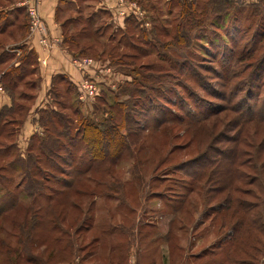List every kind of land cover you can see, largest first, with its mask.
<instances>
[{
    "label": "rangeland",
    "instance_id": "374dc122",
    "mask_svg": "<svg viewBox=\"0 0 264 264\" xmlns=\"http://www.w3.org/2000/svg\"><path fill=\"white\" fill-rule=\"evenodd\" d=\"M22 1L0 0V25L4 18L19 17L14 26L7 27L12 29L13 37L6 33L0 38V53L6 51L8 56L7 61L0 62V76L19 64L26 51L25 40L32 26L28 9L16 6L15 2ZM108 1L116 7L112 10L114 14L99 6V0H63L56 10L59 23L66 17H81L75 25L69 21L61 27L62 33L83 28L90 35L77 39L85 47L83 53L73 57L89 58L102 69L104 78L98 84L95 82L94 97L84 95L80 86L83 79L76 84L61 80V75L57 82L54 78L52 83L44 80L37 55L36 72L31 71L30 64L19 70L24 77L17 79L10 90L4 83L16 74L0 77V102H3L0 106H7L8 113H15L17 106L23 108L18 131L14 136H6L12 129L8 125L0 135V143L15 142L16 152L22 155L30 136L43 131L37 122L39 108L49 107L67 116L71 133L75 132L78 120L100 123L101 119L111 117L118 123L124 122L121 132L127 136L129 146L111 164L100 167L101 171L108 170L107 175L95 171L94 175L100 173L98 180L91 179L83 185L88 191L80 197L79 210L80 218L86 219L78 233L69 229L70 248L58 251V254L69 252V258L63 255L59 259L55 255L44 264H264V232H260L264 230V174L257 177L254 187V162L264 163V144L259 146L264 126L254 148V112L264 113V69L254 64L264 54V0L259 4H254L257 0H215L229 3L220 14L200 9L209 0H196L194 15L201 14L192 19L201 22L191 31V37L207 50L195 44L165 47L169 38L164 37V29L174 31L179 21L178 11L168 0ZM107 10L109 14L103 12ZM92 13L99 17L90 22ZM127 13L137 23L134 29L125 28ZM216 15H222L216 22L223 29L210 26ZM21 21L28 22L22 39L24 30L16 28ZM211 31L217 35H211ZM205 37L219 40L213 39L214 44L208 45ZM252 49L258 59L245 57L236 61L239 54ZM156 50L187 53L194 65L197 60L211 69H200L204 79L198 80L197 85L161 60ZM148 69L153 71L152 76L145 78ZM186 85H189L187 92ZM178 95L183 97L182 103L164 100L173 102ZM164 103L171 111L180 113V117L172 114L175 122L160 129H140L146 122H152L154 110H148L151 106L146 105L155 108L154 105ZM122 106L127 115L124 119L115 115ZM237 109L241 112H236ZM204 112L211 114L207 120L189 122ZM181 118L184 123H179ZM255 119H259L258 115ZM172 146L174 150L168 160L158 164L159 157ZM10 159L12 156L5 161ZM201 160L206 165L193 178L192 170ZM232 161L234 165L229 164ZM69 164H62L61 169H69ZM238 177L241 182H235ZM222 180L234 181L240 192H219ZM226 197L233 204L224 211L228 202L221 204V201ZM233 211L236 215L232 217ZM12 215H20V210L10 212L9 217ZM236 219L243 220L244 226L233 225ZM5 227L9 232L10 225L6 223ZM2 235L5 237V233ZM0 261L7 264L4 255H0Z\"/></svg>",
    "mask_w": 264,
    "mask_h": 264
},
{
    "label": "trees",
    "instance_id": "16d2710c",
    "mask_svg": "<svg viewBox=\"0 0 264 264\" xmlns=\"http://www.w3.org/2000/svg\"><path fill=\"white\" fill-rule=\"evenodd\" d=\"M260 1L261 0H257L254 4H259L261 3ZM62 2L63 0H61V3ZM168 2L178 11L179 21L175 23L174 31L164 29V37L169 38L168 42L165 43V47L170 46L171 48H179L183 46L188 47L189 45L193 47L195 44L207 50L205 47L201 46L200 43L193 42L194 39L191 37V31L193 29L195 31L196 27L201 22L199 19H192V17L195 16L194 10L197 4L196 0H168ZM226 4L229 3L226 1H222L221 3L215 0H209L202 4L200 9L206 12L209 10L219 13L223 10L222 8L229 6ZM232 11L234 12V10ZM103 12L109 14L108 10ZM196 14L195 17L199 18L201 13ZM78 16L66 17L65 20L60 22L61 27L63 28L69 21H71L72 25H75L77 22L81 21L80 15ZM220 16L222 15L213 17L209 22L210 26L218 28L219 25L216 21ZM90 17L91 18H88V20L92 22L94 18L97 20L99 15L92 13ZM18 19V16H14L13 19H2V24L0 25V38L6 33L8 36L13 37L12 29L8 30L7 27L14 26ZM125 20L126 30L128 28L130 29L131 26L134 29V25L137 24L136 21L130 16H127ZM156 26H154V29ZM16 28L18 30H24V32L21 33L22 39L27 33L28 22L21 21L17 24ZM220 29H223V27ZM74 31L68 34L63 32L62 41L67 50H70L72 56L76 57V55L83 53L85 47V43L81 44L77 39H80L81 35L83 37L90 35L84 32L83 28H80V30L74 29ZM96 31L95 33H97ZM82 32L84 34H81ZM140 33L144 35L145 32L140 30ZM211 33L210 34L213 36L217 35L213 31H211ZM255 34L256 33H254V35ZM217 37H210L209 39L205 37L204 39L208 45L209 43L211 45L214 44L213 39L219 40ZM262 37L263 33L259 36V40H261ZM202 39L201 37L200 40ZM94 41H96V39ZM221 42L223 44L224 40H221ZM96 43H98V41H96ZM91 44H95V42L91 41ZM160 44L163 45L162 43ZM23 47L26 46L24 45ZM78 47L79 51H76ZM88 47L90 48L92 45H88ZM253 49L256 50V48ZM253 49L246 54H239L236 61H241L245 57L254 58V60L258 59V55L255 54L256 52L254 53ZM25 50L24 57L19 60V64H14L13 67L6 69L0 76L2 78L11 76V74H16L15 77H11L4 83L9 90L15 87L17 79L24 77L21 71L28 67L29 64L32 66L31 71L33 73L36 72V54L32 49L27 47ZM5 52L6 51H2L0 53V62L7 61L8 56L6 57L7 53ZM156 54H158L161 60L171 64L175 67L177 72L197 85L200 84L198 80L202 79L204 75L200 69L206 70V68H210L204 63H197V60H195L194 65L190 61L191 55L182 53L178 50L171 51L170 54L156 50ZM3 55H5L4 58ZM28 57L30 58L28 59ZM195 57L203 58V55H195ZM154 64L149 63L148 65L153 66ZM254 64L255 67L262 66L264 69V54ZM19 70L21 71L19 72ZM152 72L151 69H148L143 77H151ZM218 73L220 72L218 71ZM220 74L223 73L221 72ZM225 75L227 74L225 73ZM225 75H223V77H226ZM58 77L59 76L54 79L56 82L59 80ZM60 78L61 80H67L62 75ZM188 88L189 85L184 87L185 92L189 91ZM67 90L69 91V87L66 91ZM178 96V100L173 102L165 98L164 100H166V103L171 104L177 103L178 101L182 103L183 97H180V95ZM254 99L257 100V97H254ZM166 103L161 106L160 104L154 105L155 108L147 104L146 107L151 106L148 110H154L151 116L152 122H146V124L142 125L143 127L140 126V129L146 128L155 130L160 129L167 123L175 122V117L173 115L180 117V113L171 111L170 107H166ZM6 107L7 106H0V135L9 125L12 129L5 134L9 137L14 136L15 132L18 131L17 129L22 122L20 113L23 108L17 106L15 109L12 105L11 107L14 108L15 113H8L9 108ZM121 108L117 110L115 115L118 117L122 115V119L127 118L123 106ZM236 112L241 111L237 109ZM209 113L210 112L200 113L194 116V119L189 120V122L191 121L192 124L201 123L209 118L211 115ZM257 115L259 119H255ZM4 118H8V120ZM69 121L67 116H64L56 109H51L49 107L39 108L37 122L43 128V131L42 133H33L30 136L29 143L23 155L16 152L15 142L8 141L5 145L0 143V161L3 162L0 163V255L2 257L3 255L5 256L7 264H44L46 259L48 260L51 257H55V255L59 259L64 257L63 255L68 257L69 252L58 254V251L63 252L66 248H70L69 229L74 228V232L78 233V231L81 230V224L84 223L86 219L80 218L81 212L79 210L80 197L83 195L82 193L87 194L88 191L83 189V185H87V182L91 179L98 180L100 173L107 175L109 173L108 170L104 169L101 171L100 167L105 165V163L111 164V160L120 156L124 149H127L129 146L127 136L121 132V129L124 127V122L122 120L121 123L113 120V118L111 119V117L109 119H101V121H99L100 123L78 120V126L75 127L76 130L74 133L70 131L71 124ZM181 122L184 123L183 118L180 119L179 123ZM261 126H264V113L260 114L259 112H254V148L256 147L255 143L257 139L262 134ZM134 130L136 131L137 129ZM262 143L264 144V134L261 136L259 146ZM173 148L172 146L164 155H161L157 163H165L168 160V156L173 152ZM263 149L264 147L262 146V151ZM233 152L237 154V150H233ZM255 155H257V153H255ZM8 156H12V159L5 161ZM68 163H71L68 165L69 169H61L62 164ZM72 164H74L73 167ZM229 164L234 165L235 163L232 161ZM205 165V160L197 162L196 167L192 170L193 178L196 177V172L199 170L201 171ZM95 171L100 173L94 175ZM262 174H264V163L258 165L254 162V187L257 177ZM94 176L96 177L94 178ZM235 182H241V177L236 178ZM235 182L228 180L220 181L219 192L226 190L230 192H240ZM223 202L224 204L228 202V206L223 207L224 211L231 208L229 206H231L230 204L232 201H229L228 197L222 199L221 204ZM235 209L237 212L239 211L238 208ZM256 209L257 206L254 205V210ZM15 210H20V215L16 217L12 215V217H9V213ZM234 215H236V211H233L231 214L232 217ZM232 222L235 226L238 224L239 226H244L243 220L240 221L236 219ZM6 223L11 227L9 232L6 231ZM223 223H227L226 220L224 221L223 219ZM260 232L263 233L264 230ZM3 233H5V237L2 235ZM0 264H2V261H0Z\"/></svg>",
    "mask_w": 264,
    "mask_h": 264
},
{
    "label": "crops",
    "instance_id": "0c3cea01",
    "mask_svg": "<svg viewBox=\"0 0 264 264\" xmlns=\"http://www.w3.org/2000/svg\"><path fill=\"white\" fill-rule=\"evenodd\" d=\"M98 3L102 8H109L111 12L112 10H116L115 5L109 3L108 0H99ZM60 4L61 0H23L20 3L16 2V6H23L26 11L29 6L36 5L39 25L42 27L41 30L38 26L31 27L25 44L37 55L40 74L44 80L52 83L51 80L53 78L56 79L57 76L62 75L67 80L76 84L78 80L87 76L98 84L104 78V75L100 73L102 72L100 66L92 60L91 65L86 67L84 71L81 70L77 59L62 44V29L56 18V10L60 8ZM128 14H126V17ZM1 102L0 105H3V102ZM34 118L32 117V120Z\"/></svg>",
    "mask_w": 264,
    "mask_h": 264
},
{
    "label": "built area",
    "instance_id": "2783aa9c",
    "mask_svg": "<svg viewBox=\"0 0 264 264\" xmlns=\"http://www.w3.org/2000/svg\"><path fill=\"white\" fill-rule=\"evenodd\" d=\"M28 11L30 12V17H31V26H38V28L41 30V26L39 25V17L36 9V5H31L28 7ZM43 41V40H42ZM78 66L81 70H85L86 67L91 65L92 60L89 58H78L77 59ZM83 80L81 81V88L83 89V93L86 96L89 97H94V95L97 92V86L95 84V81L92 78H82Z\"/></svg>",
    "mask_w": 264,
    "mask_h": 264
}]
</instances>
